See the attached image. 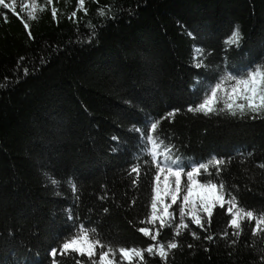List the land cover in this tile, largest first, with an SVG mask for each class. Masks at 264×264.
Segmentation results:
<instances>
[{"label":"trees","instance_id":"trees-1","mask_svg":"<svg viewBox=\"0 0 264 264\" xmlns=\"http://www.w3.org/2000/svg\"><path fill=\"white\" fill-rule=\"evenodd\" d=\"M27 2L0 6V264H88L49 255L70 234L69 209L113 245L155 243L137 230L150 212L147 157L135 186L127 174L138 162L132 127L149 117L163 118L175 155L227 158L219 178L213 165L201 178L223 179L242 206L264 211V119L187 111L200 96L198 61L230 70L264 61V0H40L34 19ZM234 26L239 48L226 44ZM228 219L217 209L206 232L190 223L199 238L182 230L167 264H264L254 221L235 237ZM171 238L168 227L158 236Z\"/></svg>","mask_w":264,"mask_h":264},{"label":"snow or ice","instance_id":"snow-or-ice-1","mask_svg":"<svg viewBox=\"0 0 264 264\" xmlns=\"http://www.w3.org/2000/svg\"><path fill=\"white\" fill-rule=\"evenodd\" d=\"M51 2L52 0H49V3ZM83 3L84 0H79L81 6ZM0 6L16 11L15 0H0ZM32 7L35 8V4ZM51 11L55 19L57 9L53 7ZM71 15L75 16V11ZM34 18L29 12V19ZM23 23L25 29H28L29 23L27 21ZM28 35L31 37L30 32ZM189 36H192L191 32ZM240 40L239 27L234 26L226 39V44L239 48ZM224 63L227 65V57ZM194 67L203 69V72L196 73L192 85L195 91L200 92V96L194 103L187 105L188 112L204 117L217 115L264 119V61L233 66L230 70L228 66L221 67L219 64L213 66L201 60L195 63ZM176 111L179 109H173L167 115L171 116ZM160 119L163 118L153 120L149 117L143 127L133 125L132 131L139 134L136 154L138 162L130 164L127 173L130 176L135 174V178L132 179L135 186L141 174L139 162L142 159L141 153L147 157L143 159V163L148 165L147 171L151 172L150 212L140 221L147 226L139 227L137 230L155 243H148L145 248L113 245L100 239L95 227L85 226L83 223L77 225L76 221L79 218L74 219L69 209L67 220L72 221L70 234L63 237L59 251L57 247L50 249V256L86 257L88 264H148L149 258L159 257V262L167 264L171 250L180 246L176 237L181 235L182 230H188L194 239H198L197 232L191 230L189 224H195L201 231L206 232V225L211 224L217 209L219 214L229 217L227 224L231 227L233 236H240L243 221L249 224L254 221V226L251 227L252 237H257L259 233L260 239L264 241V211L257 214L254 210L242 206L237 197L230 190H226L223 179L201 178L204 175L213 176L210 165L215 166V176L219 178L227 158L213 155L207 161L196 162L175 155V145L168 135L158 131ZM112 139L118 140V137L114 136ZM69 184L75 193L76 188L71 179ZM166 227L171 229L172 238L165 243L158 240V236ZM221 235L227 236L228 233L222 232ZM203 238L212 241L213 235H205ZM231 243L234 244L236 241L232 240ZM188 247L191 248L192 245L189 244ZM53 264H57L55 259ZM75 264H84V261L76 259Z\"/></svg>","mask_w":264,"mask_h":264},{"label":"rangeland","instance_id":"rangeland-1","mask_svg":"<svg viewBox=\"0 0 264 264\" xmlns=\"http://www.w3.org/2000/svg\"><path fill=\"white\" fill-rule=\"evenodd\" d=\"M35 4V8L32 7V5ZM40 5V0H28L26 4V8L28 9L29 12H34L36 8ZM175 208V205L173 206ZM187 219V218H186Z\"/></svg>","mask_w":264,"mask_h":264}]
</instances>
